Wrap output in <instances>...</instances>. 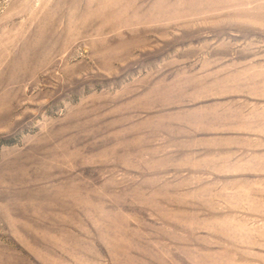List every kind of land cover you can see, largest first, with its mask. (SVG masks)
<instances>
[{
  "label": "rangeland",
  "instance_id": "1",
  "mask_svg": "<svg viewBox=\"0 0 264 264\" xmlns=\"http://www.w3.org/2000/svg\"><path fill=\"white\" fill-rule=\"evenodd\" d=\"M0 264H264V0H0Z\"/></svg>",
  "mask_w": 264,
  "mask_h": 264
}]
</instances>
